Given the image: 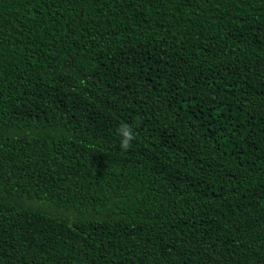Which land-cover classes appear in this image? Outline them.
I'll return each mask as SVG.
<instances>
[{"label": "trees", "instance_id": "trees-1", "mask_svg": "<svg viewBox=\"0 0 264 264\" xmlns=\"http://www.w3.org/2000/svg\"><path fill=\"white\" fill-rule=\"evenodd\" d=\"M0 264H264V0H0Z\"/></svg>", "mask_w": 264, "mask_h": 264}, {"label": "clouds", "instance_id": "clouds-1", "mask_svg": "<svg viewBox=\"0 0 264 264\" xmlns=\"http://www.w3.org/2000/svg\"><path fill=\"white\" fill-rule=\"evenodd\" d=\"M119 136L121 139V147L127 149L130 147L131 141L134 138V134L129 126L123 125L119 130Z\"/></svg>", "mask_w": 264, "mask_h": 264}]
</instances>
